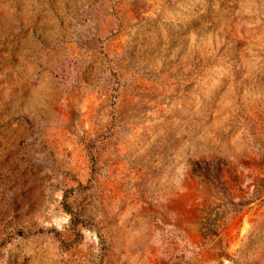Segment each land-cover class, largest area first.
<instances>
[{
	"label": "rangeland",
	"instance_id": "rangeland-1",
	"mask_svg": "<svg viewBox=\"0 0 264 264\" xmlns=\"http://www.w3.org/2000/svg\"><path fill=\"white\" fill-rule=\"evenodd\" d=\"M0 264H264V0H0Z\"/></svg>",
	"mask_w": 264,
	"mask_h": 264
}]
</instances>
